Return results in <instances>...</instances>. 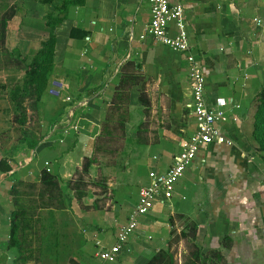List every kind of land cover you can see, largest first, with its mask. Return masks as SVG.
Wrapping results in <instances>:
<instances>
[{
  "label": "crops",
  "instance_id": "0c3cea01",
  "mask_svg": "<svg viewBox=\"0 0 264 264\" xmlns=\"http://www.w3.org/2000/svg\"><path fill=\"white\" fill-rule=\"evenodd\" d=\"M181 2L206 101H225L217 127L227 142L197 153L171 199L138 217L114 264H150L159 255H172L171 264H200L199 252L220 254L211 264H264V162L250 155L255 102L264 89V0ZM9 7L17 11L10 22L23 19L37 30L47 29L48 14L58 22L52 80L35 114L37 146L14 161L9 176L0 171V264H14L22 252L10 245L12 186L38 182L45 163L56 179L74 181L86 159L93 160L88 175H103L106 187L93 195L100 201L95 206L74 210V242L80 244L69 241L74 251L63 264H109L97 253L116 245L149 171L166 172L195 130L188 64L153 38L140 39L149 0H0V10ZM168 32L176 33L174 23ZM135 73L139 84L129 81L128 90H120ZM141 90L148 108L139 100ZM119 95L128 108L122 128L111 123ZM144 121L147 133L138 136ZM101 134L125 137L109 164L106 156L95 159Z\"/></svg>",
  "mask_w": 264,
  "mask_h": 264
},
{
  "label": "rangeland",
  "instance_id": "374dc122",
  "mask_svg": "<svg viewBox=\"0 0 264 264\" xmlns=\"http://www.w3.org/2000/svg\"><path fill=\"white\" fill-rule=\"evenodd\" d=\"M5 10H0V16ZM11 20L0 21V168L9 167L5 169V176L10 175L19 156L34 152L37 146L34 145L38 138L34 134L37 122L35 114L40 96L35 86L38 79L30 76L38 68L35 59L47 40L41 37L48 34L47 29L40 27L37 30L36 24H28L23 19L22 23L18 19ZM52 73L53 64L45 77L44 91L47 90L48 80H52ZM118 99L121 106L114 107L111 123L113 127L122 128L128 108L126 99L120 95ZM146 112L150 113L151 107ZM148 125L144 121L138 126V136L147 133L145 128ZM124 139L122 135L104 137L101 134L96 138L95 159L101 155L102 158L106 156L108 164L113 162L117 155L114 150L122 146ZM252 144L250 155L264 162V152L255 141ZM75 177L74 181L62 182L53 177L48 181L41 182L39 179L33 184L17 182L12 186V222L17 227L22 250L14 264H63L74 251L69 241L74 246L80 244L74 242L77 220L74 210L95 206L100 201L93 195L103 191L106 185L102 183L104 176L101 174L91 178L88 171H81ZM214 255L220 254L199 252L200 264H211L210 258Z\"/></svg>",
  "mask_w": 264,
  "mask_h": 264
},
{
  "label": "built area",
  "instance_id": "2783aa9c",
  "mask_svg": "<svg viewBox=\"0 0 264 264\" xmlns=\"http://www.w3.org/2000/svg\"><path fill=\"white\" fill-rule=\"evenodd\" d=\"M149 3L150 20L140 39L149 36L158 43L184 55L188 64V81L191 91L188 108L195 122V130L188 139L181 143L180 152L172 157V163L166 172L149 171V183L139 189L138 203L131 212L127 223L118 230L116 245L110 249H100L97 253V257L101 261L109 264L116 263L121 245L137 228L138 217L147 214L155 203H163L171 199L177 181L192 164L197 153L212 143L227 142L217 127L223 119L221 109L225 106V101L217 99L212 105L206 101L202 69L189 52L183 21L184 7L181 0H149ZM171 23L175 25L176 33L174 35H170L168 32V26ZM48 166V163L44 164L47 173L50 172Z\"/></svg>",
  "mask_w": 264,
  "mask_h": 264
},
{
  "label": "trees",
  "instance_id": "16d2710c",
  "mask_svg": "<svg viewBox=\"0 0 264 264\" xmlns=\"http://www.w3.org/2000/svg\"><path fill=\"white\" fill-rule=\"evenodd\" d=\"M17 14V11H15V7L8 8L5 10L1 16H0V21H9L11 20L15 15ZM45 26L47 28V40L45 43H43L42 48L38 54V57L35 59V64H38V68L35 69L32 72L33 77H37V83H36V92L39 98L44 93V89L46 88V80L45 77H47V74L50 73L51 67L53 64V50H54V45H55V40H54V27L58 22L57 18H54L52 15L48 14L44 18ZM3 27H2V32H3ZM142 80V77H140L137 73L135 75H131L129 80H126L122 85H119V89L122 91H127L129 86L128 82L131 81L132 83L139 84V82ZM32 82V81H31ZM120 82H123L121 80ZM124 97H127V95H124ZM139 100L141 102V105L144 108H148L149 106V100L148 96L145 93V91L141 90L139 94ZM255 113L253 117V131H252V140L253 142L255 141L261 148V151L264 152V89L260 91V93L257 96L256 102H255ZM38 141V140H37ZM37 141L35 144H37ZM93 160H84L83 166H82V172H87L88 168L92 164ZM5 169L8 170L9 167H1L0 170L5 173ZM54 176L51 175L50 173H47L44 171L42 173L40 180L41 182L43 181H48V179L53 178ZM33 184V183H32ZM13 205V204H12ZM12 212V211H11ZM11 214V213H10ZM10 245L15 244L19 245L21 249V245L19 243V238L17 235V227L12 222V215H11V228H10ZM172 255H159L156 257L154 261L150 264H171L169 260H171Z\"/></svg>",
  "mask_w": 264,
  "mask_h": 264
}]
</instances>
